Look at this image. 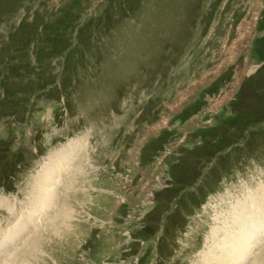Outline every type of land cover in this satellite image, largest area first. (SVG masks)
Listing matches in <instances>:
<instances>
[{"label":"rangeland","instance_id":"374dc122","mask_svg":"<svg viewBox=\"0 0 264 264\" xmlns=\"http://www.w3.org/2000/svg\"><path fill=\"white\" fill-rule=\"evenodd\" d=\"M71 146L49 217L0 254L221 264L240 202L264 262L243 203H264V0H0V230Z\"/></svg>","mask_w":264,"mask_h":264},{"label":"bare ground","instance_id":"6f19581e","mask_svg":"<svg viewBox=\"0 0 264 264\" xmlns=\"http://www.w3.org/2000/svg\"><path fill=\"white\" fill-rule=\"evenodd\" d=\"M67 149L68 150L64 151L66 153L65 156H63L61 154L58 157V159H55L56 162L54 164H52V162H51L52 165H50L49 168L48 167L45 168V171H42L41 176H40V174H38L39 179L41 178V180L39 182H42V183H40V184H39V182L36 183V181L34 179L35 186H33L34 183L31 186H33L34 189H36V191H35V193L30 194L31 196H33L31 198V200L33 199V201H30L33 204L32 203L28 204V208H27L26 213H25V210H18V207L16 206L17 207L16 208L13 202L12 203L5 202V201L2 202L3 205L5 206V208H7V210H8L7 213L9 214V220H7V221L9 222L10 220L11 221L14 220V225L12 224L11 225L12 227H6V229H8V230H6V229L0 230V231H5L4 235H3V233L0 232L1 233L0 234V249L5 248V247H9L6 251L12 250L10 252H13V249H16L19 246V244L21 243V242L17 243V242L13 241L16 237H18L20 235H24L26 230L33 223H34L33 227H31L29 229V231L25 234L27 235L28 233H30V231L31 232L34 231V229L37 225L35 222H38L39 218H41L40 221H44L47 217H49V215H45L47 210L44 211L43 209L45 207L49 209V208H51L52 205L55 206V196L54 195H55L56 190L54 191L53 187L56 186V180L54 181V177H56L57 172H59L58 176H62L63 169H66L67 166L73 164V161H69L67 163V160L71 158L70 156L72 155L73 148L71 146V147H68ZM61 156H62V158H61ZM60 164H63V165L60 166ZM69 176H71V175H69ZM71 179H73V178H71ZM36 184L38 185L37 187H36ZM41 184H43V185H41ZM71 184H73V183H71ZM71 189H73V187ZM73 192H74V190H73ZM250 193H251V195L249 198H247L248 195L244 197L245 199H244L243 203H245L249 209L255 210V212H256L255 221L263 220V222H264L263 216H260L258 214L259 210L264 211V203L258 201V199H257V197L253 191H250ZM258 195L264 201V191L261 190V188H258ZM232 209H233V211H232L230 220L228 221L229 226H230L229 232L224 231L223 238L221 240V241H223V243L224 242L227 243V241H228L227 237L231 238V240L229 242V243H231V249H230L231 252H229V254H227L229 257L227 258V260H225V262H223V261L222 262L220 261V262H221V264H248V262H246V261L249 259V255H250L251 250L255 248V244H253V243L260 236L261 232H259V229H257L255 226H252L250 222L249 223L246 222V220L244 219L245 214L243 213L244 215H242V213H240V210H239V209H241L240 202H237L235 205H233ZM30 212H32L31 215L29 214ZM249 213H252V212L250 211ZM43 215H45V216H43ZM248 217H249V215H248ZM52 219H55V218H52ZM52 219H50L49 221L46 220L48 222L45 221L43 223H40L39 224L40 226L37 229L42 228V230H43L45 225L50 224ZM250 220H251V218H250ZM252 222H254V219L252 220ZM53 226H52V229H54V230L56 229L55 230L56 232L55 233L51 232V234L54 233L56 235L59 234L61 236L65 227L60 228L61 232L59 233V231H60L59 228H56V226H54V227ZM37 229H36V231H37ZM248 232H250L249 239L246 238L248 235ZM28 237L30 238V234ZM4 238L6 239V241L2 240ZM221 245L225 246V244H221ZM247 249H249L250 252ZM6 251H2V253L0 254V264H26V262L24 263V260L22 261V263L18 262L15 259L16 256L13 259H11L8 256L9 255L8 252H6ZM210 253L212 254V252H208L206 255H204L202 257V260L199 261V263L200 264H218V263H214L212 261V258H211L212 256H210ZM232 253H234V254H232ZM218 259H220V258H218ZM253 264H264V262L263 261H255Z\"/></svg>","mask_w":264,"mask_h":264}]
</instances>
